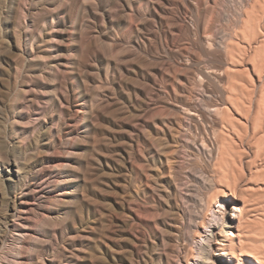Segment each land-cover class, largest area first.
Instances as JSON below:
<instances>
[{
    "label": "rangeland",
    "instance_id": "obj_1",
    "mask_svg": "<svg viewBox=\"0 0 264 264\" xmlns=\"http://www.w3.org/2000/svg\"><path fill=\"white\" fill-rule=\"evenodd\" d=\"M250 1L0 0V252L15 221L32 229L41 215L36 264L191 256L167 224L215 192L204 149L215 153L221 115L207 105L250 99L229 91L222 62Z\"/></svg>",
    "mask_w": 264,
    "mask_h": 264
},
{
    "label": "bare ground",
    "instance_id": "obj_2",
    "mask_svg": "<svg viewBox=\"0 0 264 264\" xmlns=\"http://www.w3.org/2000/svg\"><path fill=\"white\" fill-rule=\"evenodd\" d=\"M258 1L251 0L248 6L252 8L254 15L258 13L255 12L257 7H260L264 16V1ZM250 11L240 18L244 28L239 25L243 31L236 32L234 29L235 34L229 33V40L222 52L224 75L229 91L247 93L250 99L233 98L232 94L227 93L229 96L225 97V103L221 107L210 102V105H207L206 110L210 115L215 112L221 115L215 122L218 127L213 131L215 153H212L209 145H204V150L209 151L210 157H214V167L212 174L208 170L211 175L208 178L207 174L203 175V179H207L204 183L207 182L208 187L215 192L207 194L208 196H205V193L204 196H192L187 200L189 208L183 210L172 225L167 224V227L177 231L181 243L186 242L189 249L192 248L191 256L176 255V264H213L215 260L213 261L212 255L219 258L218 264H264V96L259 90L256 100L255 97L252 99V95H256L253 89L255 86L258 85L264 91V19L261 18L263 16L261 19L254 18ZM207 97L211 98V93H208ZM213 127L215 128L214 125ZM195 148L199 151L200 147ZM65 180L57 184L64 185ZM168 202L167 212L171 215L176 207L171 199ZM20 209L18 197H15L13 210L18 214L17 217L20 215ZM229 211L233 214L230 215ZM166 221L169 219L166 218ZM16 222L10 227L9 236L3 240L4 248L0 252V261L12 264V261L26 257L28 262L25 264H31L33 257L28 258V253L35 254L37 246H43L38 235L44 233L40 232L38 227L46 231L50 221L37 215L32 229ZM30 230L32 233L27 235ZM208 230L210 234H207ZM15 232L22 236L27 235L26 245H22V237L15 236ZM166 264L173 263L167 260Z\"/></svg>",
    "mask_w": 264,
    "mask_h": 264
}]
</instances>
